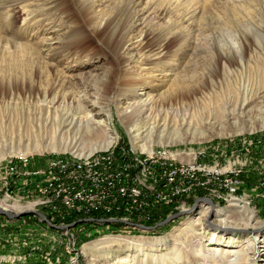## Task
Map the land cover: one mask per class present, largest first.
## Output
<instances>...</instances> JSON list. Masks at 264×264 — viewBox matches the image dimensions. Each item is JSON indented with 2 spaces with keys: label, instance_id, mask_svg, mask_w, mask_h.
I'll list each match as a JSON object with an SVG mask.
<instances>
[{
  "label": "rangeland",
  "instance_id": "obj_1",
  "mask_svg": "<svg viewBox=\"0 0 264 264\" xmlns=\"http://www.w3.org/2000/svg\"><path fill=\"white\" fill-rule=\"evenodd\" d=\"M52 1L0 0V152H9L11 146L18 149L20 144V149L28 150L41 164L53 153L72 151V142L88 150L95 141L104 140L105 133L100 128L90 131L87 123L72 127L70 119L55 116L57 105L65 99L70 103L73 97L75 103L64 106L66 112L85 116L86 103L95 105L91 113L102 110L104 118L110 110L111 126L117 135L114 141L126 144L125 139L143 151L161 146L188 153L211 145L227 148L233 145V138L264 131V75L259 69L264 56L254 39H238L235 0H139L142 2L137 6L134 0H62L71 9L73 3L82 10L83 16L72 20L59 8L52 9ZM92 2H97L94 7ZM106 19L110 23L105 26ZM96 25H101L98 37L87 35ZM103 36L120 46L131 39L132 61L127 60L130 55L127 61H119L105 46L101 50ZM75 48L90 52L91 58L86 54L70 55L69 50ZM143 56L150 58L147 64ZM176 94L185 97L174 101ZM53 98L55 105L49 103ZM245 98L249 106L243 105ZM120 101H140L129 113L140 127L141 138L136 142L120 117ZM49 109L51 116L46 120ZM172 131L176 133L171 137ZM36 141L43 150H34ZM4 197L0 180V207L12 213L21 209L16 197ZM21 203L26 204V199ZM163 206L142 225L155 226L149 223L161 218ZM250 207L255 221L240 233L251 231L250 235L255 236L258 232H254L253 225L264 222V203L257 197ZM220 208L228 207L216 204L212 208L201 202L192 213L152 231L124 223L120 232L104 227L95 232L92 226L75 225L67 235L49 228L34 211H22L14 217L0 213V264H142L140 259L144 260L147 252L159 259L164 255L162 258L169 260L167 264H199L201 260L193 254L192 247L199 239L197 218L208 211L206 219L213 221ZM239 211L230 207L229 220L244 225L242 217L246 216ZM81 223L86 222L77 225ZM9 226L11 230L6 231ZM259 235L254 246L256 254L249 251L248 255L255 256V264H264V224ZM85 237L94 238L86 241ZM108 237L128 238L132 243L158 239L169 245L162 250L145 247L144 252L138 248L137 263L129 257L135 252L126 245L108 248L99 242L97 252L86 250L89 243ZM221 247L241 250L242 246ZM36 252H40L41 259ZM154 259L149 258V264ZM238 264L247 261L243 259Z\"/></svg>",
  "mask_w": 264,
  "mask_h": 264
},
{
  "label": "built area",
  "instance_id": "obj_2",
  "mask_svg": "<svg viewBox=\"0 0 264 264\" xmlns=\"http://www.w3.org/2000/svg\"><path fill=\"white\" fill-rule=\"evenodd\" d=\"M233 139L227 148L211 145L189 153L164 146L143 151L117 140L90 155L56 152L41 164L19 153L0 162V180L4 198L14 196L21 204L10 213H42L47 222L39 214L38 220L66 235L72 231L65 226L76 222H68L73 215L100 213L98 220L146 224L161 205L185 211L200 198L218 207L250 206L257 197L264 203V131ZM86 224L95 232L113 225Z\"/></svg>",
  "mask_w": 264,
  "mask_h": 264
},
{
  "label": "bare ground",
  "instance_id": "obj_3",
  "mask_svg": "<svg viewBox=\"0 0 264 264\" xmlns=\"http://www.w3.org/2000/svg\"><path fill=\"white\" fill-rule=\"evenodd\" d=\"M235 1L238 2V5L236 7L237 17L234 20V23H235L234 25L237 29L238 39L241 40L243 38L246 41H249L250 39H254L256 44H258L260 46L259 49H260V52L262 53L260 55L264 56V0H235ZM133 2H134V5L137 6V4H139L140 1L134 0ZM96 3L97 2H92L93 7ZM51 4H52V6L51 5L50 6L52 7V9H54L56 7L59 8L60 10L63 11V13H65V15L68 17L69 20L75 19L77 17V15L83 16V15H81L82 10H80V8L76 4H73V3L71 4L72 9L70 8L69 4L66 5V3H64V1H62V0H53L51 2ZM96 8H98V7H96ZM108 23H110V22L106 19L104 22V25L106 26ZM100 28H101V25H96V27L90 29V31L87 32V35H89V36L93 35L95 37H98L96 32L98 30H101ZM102 39L103 40L101 41V47L105 46L107 48L108 52L111 53L116 58H118L119 61L120 60H123V61L128 60L129 61V60L134 58V53H132V52H134L133 51L134 46L131 48L129 46L131 39H128L124 46H120L118 43L113 44L111 42L112 39L109 38V36L108 37L103 36ZM130 45H131V43H130ZM137 46H139V45H137ZM102 49H103V47L101 48V50ZM69 53H70V55L76 54L79 56L82 54H86V56L88 58H91V55H92L90 52H87L86 50H78V48L70 49ZM128 55H130V56L126 60ZM149 59L150 58L144 59L145 64L148 63ZM260 63L261 64L259 65V67H260L259 69L261 71V74L264 75V57L261 58ZM141 65L142 64H139V66H141ZM143 93H145V92H141V94H143ZM184 95L185 94H180V95L176 94V96H174V98L172 100L181 101V99H183L185 97ZM142 96L143 95H138L139 98H142ZM85 97L86 98H83V101L87 102L89 95L85 96ZM71 99L72 100L70 101V103H68L65 99L64 101H61V103H59L57 105V107H59V109L57 111H55V114H56L55 116H57V114H58V116L59 115L64 116L65 120L70 119L69 120V126H72L73 124L74 125L75 124L76 125L77 124L82 125L84 123H87L90 131H92V129H93V131H95L96 128H100L105 133V139L95 141L92 144L91 149H88V150L79 149V147L76 146V144H75L76 141H75V142H72V144H71V150L74 151L75 154H77V155H90L92 153L97 152L96 150L99 151L100 149L108 148L114 142V140L117 138V135L111 126L112 112L110 110H108L106 112V117L104 118L103 112H101L102 110H97L95 113H91L90 112L91 110H95V105L86 103V105H84V106L86 107L85 110H87V112H88L87 115L82 116V117L81 116L76 117L74 114H70V113L65 111L64 106H66L68 104L75 103V97H73ZM148 101H149V98H148ZM56 102L57 101L55 98H53L51 101H49V103L51 105H55ZM139 103H140V101H134V102L120 101L118 103L119 104L118 108L120 111V117L123 118L122 119L123 122L128 126L131 137H132L133 141H135V142L141 138L140 127L138 125L137 120H134L131 117V115H129V113H131V111L134 110L137 107L136 105ZM243 105L249 106V104L247 103V98L244 99ZM50 110L51 109H49L47 112L46 120H49V118L51 116ZM37 118H39V116H37ZM97 118H99V119H97ZM153 129H154V126L150 127L149 132L151 133ZM174 132L175 131L171 132L172 133L171 137L176 133V132L175 133ZM3 136H4V134H3ZM11 147H10L11 150L9 152H6L3 149L1 150L0 159H2L3 157H5L6 155H9V154L10 155H16L19 153L29 154L28 150L20 149L21 148L20 144H19L20 148L18 147V149H13ZM26 147H28V146H26ZM34 150H37V151L43 150L42 144L36 141L34 144ZM149 151H151V148H149ZM231 207H235L236 209H239L240 210L239 212H242L241 216H246L245 218L242 217L243 220H246V223L244 225L241 224V222L235 223V222H232L231 220H229V216L227 214V211L230 209V207H228L226 209L225 208L216 209L215 219L213 221H208L206 219V217L209 213L208 211L203 213L200 217L197 218L198 223L200 224V229H199L198 234H197L199 236V239L195 242V244L192 245V247H193V254L197 258H200V260H201V261H199L200 262L199 264H204V263L213 262V261L215 263L219 262V264H238V262H241V260H243V259H245V261H247V264H255V262H254L255 256L249 257L248 253H249V251H254V254H256L254 246L256 245V243L260 237L259 232H260V229H261L262 225L264 224V222L259 221L253 225L254 230H255L254 232H258L257 235L251 236L250 235L251 231H250V233H246L245 235L241 234L240 233L241 230H245V228H247V226H249L253 220L255 221V212L247 203L242 204V203L235 202V203H233V205ZM227 230H233V231H227ZM204 239H205V243H204ZM99 242H100V244L104 243L108 248L123 247L124 245H126L129 248H132L129 250H130V252H135V254H133V256L130 255L129 257L135 263H137V261L139 260L138 253H137V252H139L138 248H140L139 250L142 252L145 249V247L147 249L148 248H151V249H157L158 248V249L162 250V249H165L166 247H168L167 245H169V244H167V242H165V241L161 242L158 239L157 240H149L147 242L132 243V241L128 238L118 239L115 237H108V238H104L100 241H95V242L89 243L87 245L86 250H88V252H97L98 251L97 245H99ZM221 246H223V247L242 246V247H241V250H232V249L231 250L230 249L229 250H223V249H221L222 248ZM143 256H145L144 260H142L143 258L140 259L142 264H149V258H151V257L155 258L153 260V264H167L169 262V260L166 259L165 257L162 258L164 255L161 257V259H159L158 255L156 256L154 254H150L149 252L145 253V255H143ZM175 256H177V255H175ZM232 256H235V258L232 260H228V258L230 259V257H232ZM180 257L181 256L179 255L178 258H180ZM169 259H171V258H169ZM170 261L174 263L176 260L171 259Z\"/></svg>",
  "mask_w": 264,
  "mask_h": 264
},
{
  "label": "water",
  "instance_id": "obj_4",
  "mask_svg": "<svg viewBox=\"0 0 264 264\" xmlns=\"http://www.w3.org/2000/svg\"><path fill=\"white\" fill-rule=\"evenodd\" d=\"M104 149H107V148H104ZM100 150H102V149H100ZM65 151L68 152V150H65ZM96 151H98V150H96ZM70 152H73V151H70ZM200 202H204L205 204L211 205L212 208L216 206L215 202L211 198H200L194 202L193 206L189 210L179 211L177 213L169 215L166 219H164L163 221H161L160 223H158L155 226H147V225L135 224V223L126 222V221H117V220H112V219H100V220H98L95 218H83V219H80V220L74 222L73 224L67 225L65 227L70 228L72 226L77 225L79 222L99 223V224H107V223L109 224V223H120L121 222V223H124L125 225H128V226L137 227L143 231H152V230H155L159 226H164V225L168 224L169 222L177 219L180 216L192 213L193 211H195L198 208ZM0 213L5 214L8 217H14V215L12 213L5 211V210H2V209H0ZM38 214L47 222V218L44 214H42V213H38Z\"/></svg>",
  "mask_w": 264,
  "mask_h": 264
},
{
  "label": "trees",
  "instance_id": "obj_5",
  "mask_svg": "<svg viewBox=\"0 0 264 264\" xmlns=\"http://www.w3.org/2000/svg\"><path fill=\"white\" fill-rule=\"evenodd\" d=\"M124 142L127 144V140L124 139ZM192 202H193V201H192ZM161 212H162V216H161V218H160L159 220H156V221H153V222L149 223V225H156L158 222L164 220V219H165L170 213H176L177 210H175V209H173V208H170V207H168V206L165 205V206L161 207ZM91 217H94V218L98 219V218H102V217H104V215H102V214H100V213H95V214H93ZM82 218H85V216H82V215H73V216L68 220V222L77 221V220L82 219ZM80 225H82V226L87 225V226H89V227L91 226V225L86 224V223H81ZM7 228H8V229H7ZM7 228H6L5 230H6V231H9V229L12 228V227L9 226V227H7ZM123 229H124V225H123L122 223H115V224L111 225V227H110V230H112V231H114V232H120V231L123 230ZM10 230H11V229H10ZM95 237H97V235H95ZM92 238H94V237H91V238H87V237H85L84 240L87 241V240L92 239ZM39 253H40V252H36L35 256H38V257H40V259H41V254H39ZM35 256L31 257L30 260H31V259H34ZM52 257H53L54 259H56L57 254H56V253H53V254H52ZM4 264H8V263H4ZM26 264H31V263L26 262Z\"/></svg>",
  "mask_w": 264,
  "mask_h": 264
}]
</instances>
